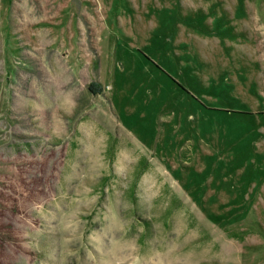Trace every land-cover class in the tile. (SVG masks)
<instances>
[{
	"label": "rangeland",
	"instance_id": "obj_1",
	"mask_svg": "<svg viewBox=\"0 0 264 264\" xmlns=\"http://www.w3.org/2000/svg\"><path fill=\"white\" fill-rule=\"evenodd\" d=\"M0 264H264V0H0Z\"/></svg>",
	"mask_w": 264,
	"mask_h": 264
}]
</instances>
